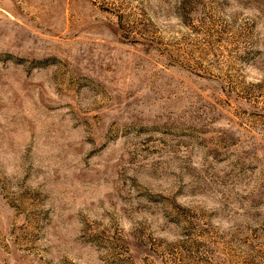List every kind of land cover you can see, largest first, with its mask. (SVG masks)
Wrapping results in <instances>:
<instances>
[{"label":"rangeland","instance_id":"1","mask_svg":"<svg viewBox=\"0 0 264 264\" xmlns=\"http://www.w3.org/2000/svg\"><path fill=\"white\" fill-rule=\"evenodd\" d=\"M0 264H264V0H0Z\"/></svg>","mask_w":264,"mask_h":264}]
</instances>
